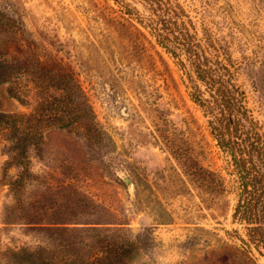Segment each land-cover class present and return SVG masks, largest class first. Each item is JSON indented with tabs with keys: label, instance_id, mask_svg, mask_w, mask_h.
I'll return each instance as SVG.
<instances>
[{
	"label": "rangeland",
	"instance_id": "obj_1",
	"mask_svg": "<svg viewBox=\"0 0 264 264\" xmlns=\"http://www.w3.org/2000/svg\"><path fill=\"white\" fill-rule=\"evenodd\" d=\"M171 1L204 62L242 95L264 145V0ZM0 11L12 22L0 28V60L35 62L44 83L23 78L31 92L20 97L10 91L17 82L0 79V114L35 113L72 72L99 129L95 139L58 115L34 116L28 139L40 144L26 153L0 129L4 244L37 242L40 222L96 225L141 240L131 264H264V245L235 217L239 178L198 99L208 87L186 54L160 44L150 0H0Z\"/></svg>",
	"mask_w": 264,
	"mask_h": 264
},
{
	"label": "trees",
	"instance_id": "obj_2",
	"mask_svg": "<svg viewBox=\"0 0 264 264\" xmlns=\"http://www.w3.org/2000/svg\"><path fill=\"white\" fill-rule=\"evenodd\" d=\"M150 1L155 11L150 27L160 44L177 57L186 54L197 68L198 79L208 87L209 97L206 98L204 92H201L198 93V99L209 117L216 140L231 155L234 171L239 178L242 202L236 208L235 217L240 216L247 223L251 242L258 246L264 245V145H257V123L241 104L242 95L234 87L230 77L220 73L222 68L204 62L202 44L191 31L177 4L171 0ZM11 25L10 16L0 11V28L8 31ZM40 68L28 59L14 64L3 59L0 60V79L17 82L18 85L10 87L11 93L28 97L31 89H23L19 83L23 78L35 79L38 85L43 86L44 83L39 82L37 75ZM186 70L192 76L191 71ZM53 83L59 94L41 98L36 109L38 114H0V129L9 130L12 138L17 137L23 142L21 150L24 153L29 145L40 144V141L29 140L33 133L30 120L34 116L47 120L46 117L50 118L55 114L63 119L60 123L62 127L83 130L91 138L99 137L96 122L89 116L90 106L86 96L82 90H77L73 73L66 72L63 78L61 76ZM250 126L255 133L250 130ZM39 127L45 129L47 126L42 124ZM254 145H257L255 149ZM20 181L21 179H17L14 183ZM10 184L13 185V182ZM27 223L36 225L35 222ZM40 223L39 226H34L40 239L33 244L12 246L4 244L0 239V264H131L141 245L139 238L130 240L119 229L96 225L81 227Z\"/></svg>",
	"mask_w": 264,
	"mask_h": 264
},
{
	"label": "water",
	"instance_id": "obj_3",
	"mask_svg": "<svg viewBox=\"0 0 264 264\" xmlns=\"http://www.w3.org/2000/svg\"><path fill=\"white\" fill-rule=\"evenodd\" d=\"M212 133L214 134L213 130H212ZM126 179H127L128 183L132 186V182L128 178H126ZM235 211H236V204L234 206V213H235ZM242 245L247 248V246L244 242H242Z\"/></svg>",
	"mask_w": 264,
	"mask_h": 264
}]
</instances>
